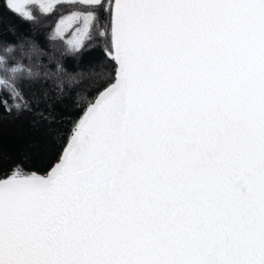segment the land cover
I'll return each instance as SVG.
<instances>
[{"label": "snow or ice", "instance_id": "snow-or-ice-1", "mask_svg": "<svg viewBox=\"0 0 264 264\" xmlns=\"http://www.w3.org/2000/svg\"><path fill=\"white\" fill-rule=\"evenodd\" d=\"M0 28V264H264V0H0Z\"/></svg>", "mask_w": 264, "mask_h": 264}, {"label": "trees", "instance_id": "trees-1", "mask_svg": "<svg viewBox=\"0 0 264 264\" xmlns=\"http://www.w3.org/2000/svg\"><path fill=\"white\" fill-rule=\"evenodd\" d=\"M5 24H7L9 21L12 23H16L19 25V31L28 34L27 29L29 28V25L22 24L19 21L14 20L12 17L5 16L4 17ZM3 29L0 28V32H2ZM44 32L45 30H41L40 34L37 36V39L44 44ZM10 38V37H5ZM46 46V45H45ZM71 69V66H70ZM23 142V137L16 135L14 132L9 131L8 128H5L2 136H0V150L4 151L5 153H14L16 147H18ZM37 166L40 168L44 167V164L37 163ZM43 174V173H41Z\"/></svg>", "mask_w": 264, "mask_h": 264}]
</instances>
